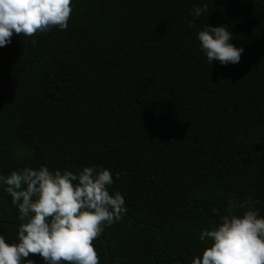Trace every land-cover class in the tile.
Instances as JSON below:
<instances>
[{
	"label": "trees",
	"instance_id": "trees-1",
	"mask_svg": "<svg viewBox=\"0 0 264 264\" xmlns=\"http://www.w3.org/2000/svg\"><path fill=\"white\" fill-rule=\"evenodd\" d=\"M207 24L229 27L239 63L207 61ZM40 165L111 170L126 212L93 241L99 264H192L228 199L264 216V0H72L67 29L14 34L0 48V174ZM18 215L0 185L9 241Z\"/></svg>",
	"mask_w": 264,
	"mask_h": 264
},
{
	"label": "clouds",
	"instance_id": "clouds-1",
	"mask_svg": "<svg viewBox=\"0 0 264 264\" xmlns=\"http://www.w3.org/2000/svg\"><path fill=\"white\" fill-rule=\"evenodd\" d=\"M207 12L204 3L194 5L189 15L197 19ZM71 13L72 0H0V48L14 34L32 38L65 30ZM196 39L209 63L237 64L244 51L232 43L225 24H207ZM113 183L111 170L95 165L76 172L40 165L0 174L20 221L14 241L0 234V264H36L25 259L30 254H38L43 264H99L93 241L126 212L121 192L109 191ZM256 203L251 197L228 199L224 214L214 208L218 220L200 231L205 247L192 264H264V216Z\"/></svg>",
	"mask_w": 264,
	"mask_h": 264
}]
</instances>
